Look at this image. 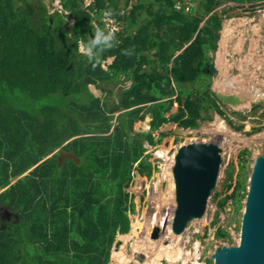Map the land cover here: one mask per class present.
<instances>
[{
  "label": "trees",
  "instance_id": "1",
  "mask_svg": "<svg viewBox=\"0 0 264 264\" xmlns=\"http://www.w3.org/2000/svg\"><path fill=\"white\" fill-rule=\"evenodd\" d=\"M58 1L61 11L50 13L41 0H0V204L22 218L0 223V264H110L117 228L127 233L134 212L126 188L134 171L148 178L154 169L143 141L161 142L168 133L156 139L151 131L166 123L196 129L210 108L224 117L209 89L208 49L222 27L210 14L217 0H193L198 14L175 0H136L128 10L131 0ZM109 12L123 29L112 48L93 46V67L78 42L97 28L106 34ZM122 76L131 83L109 107L105 84ZM122 109L128 118L112 125ZM147 114L151 131L134 130ZM244 163L212 196L218 207L240 206ZM217 234L229 236L220 227Z\"/></svg>",
  "mask_w": 264,
  "mask_h": 264
},
{
  "label": "rangeland",
  "instance_id": "2",
  "mask_svg": "<svg viewBox=\"0 0 264 264\" xmlns=\"http://www.w3.org/2000/svg\"><path fill=\"white\" fill-rule=\"evenodd\" d=\"M44 2L50 13L58 9L61 11V6L58 0L50 2V0H41ZM93 0H83V6H87ZM136 0H131L130 4L125 9H130L131 3ZM196 5V2H195ZM123 11V10H122ZM121 11V12H122ZM184 11V10H183ZM186 11V9H185ZM196 14L201 12L200 8L193 9ZM264 0H217L210 14H217L222 21L221 37L218 48L208 49L210 60L215 58V65L218 68L217 75L210 77V91L221 90L226 93H239L244 103L237 105L223 104L217 102L218 106L224 113V117L231 122H221L223 117L216 114L214 109H209L204 112L205 117H210V120L200 121L196 129H182L175 123H166L160 129L151 131L150 129V114L145 115L143 121H136L133 124V129L136 131H151L157 139L160 132L168 133L162 141L150 145L146 140L143 141L145 152L144 156L153 163L154 169L150 177L139 176L134 171L131 185L126 188L129 194L133 195L132 202L134 203V212H128L129 230L124 234H117L112 245L110 253V264H136L147 262L145 254L138 253V246H144L148 252H152L149 246L160 251L158 244L167 246L171 238H176L172 242L174 246L183 249V254H190L189 264H193L194 258L200 264H214L213 254L215 250L222 246H231L237 244L240 240L241 222L245 208V199L248 192V184L256 157L264 155ZM204 15L200 26L205 23V20L210 15ZM102 21L105 23V28L108 31L115 29V33L122 31L123 22L103 14ZM96 24V23H95ZM66 25L72 27L73 19H67ZM97 25V24H96ZM89 39L83 41L86 45ZM80 42V41H79ZM78 42V50H79ZM80 52V51H79ZM81 53V52H80ZM112 57H108L103 61L102 66L106 68L112 61ZM131 80H126L122 76V81L114 85L113 83L105 84L106 89H111L112 93L102 94V98L106 101L109 107L113 106L118 101L120 87H128ZM259 83V84H258ZM253 84L259 85L261 93L253 91ZM99 94V91H95ZM246 93H252L258 99L247 100ZM130 108L129 110H131ZM177 104L166 113V116L175 112ZM125 110L114 112L111 120L112 125L117 124L120 120L127 119ZM113 127V126H112ZM111 131V130H110ZM109 134V133H108ZM133 133L131 132V137ZM189 142H214L221 147V162L218 175L215 181V187L211 192V197L208 200L204 215L198 218H192L188 221L185 229L181 233H176L173 230L170 233L164 232L162 238L161 228L159 235L156 238L151 237V232L156 225H159L161 220L165 219V215L173 212L175 206V190L174 195L170 197L171 185L170 179H173L172 167L174 159L171 158V153L177 152L180 145ZM165 143L168 145L166 146ZM168 148L164 150V148ZM247 149L248 153L244 154V161L240 159L242 150ZM55 150L54 152H56ZM238 162L244 163V168L241 172L245 176V188L241 190L240 206L234 201L228 200L222 207H218L216 202L212 200L215 192H222L226 178L230 173L236 178V173L239 168ZM169 171V172H168ZM165 172H168L167 175ZM5 207L0 209V223L6 225L7 222L18 223L21 221V216L15 211L7 210ZM159 214V220L152 218V213ZM170 212V213H171ZM8 213V215H6ZM164 214V215H163ZM7 216L9 220L7 219ZM162 218V219H160ZM152 219V222L151 220ZM140 223L136 230L128 236L131 231L133 222ZM151 223H150V222ZM165 223V222H162ZM141 224H145L138 229ZM154 225V227L152 226ZM151 225V226H150ZM150 229L147 236V227ZM161 227V225H160ZM222 228L229 232V236L221 237L217 234L218 228ZM172 229V228H171ZM179 234L169 238L168 234ZM167 236V237H166ZM152 240L153 243L148 241ZM168 241V242H167ZM143 242V243H142ZM159 242V243H158ZM176 244H179L176 245ZM132 245V246H131ZM193 250V251H192ZM114 251H120L114 253ZM137 251L136 259L132 262L126 258L131 255V252ZM195 253V254H194ZM164 254V252H163ZM123 256V259L120 257ZM148 256V255H146ZM193 256V257H192ZM161 260L155 261L156 264H170L164 256ZM146 259V260H145ZM172 261H175L172 257ZM184 259V258H183ZM139 260V261H138ZM210 260V261H209ZM136 261V262H135ZM152 261V260H151ZM137 263V264H138ZM187 263V264H188Z\"/></svg>",
  "mask_w": 264,
  "mask_h": 264
},
{
  "label": "water",
  "instance_id": "3",
  "mask_svg": "<svg viewBox=\"0 0 264 264\" xmlns=\"http://www.w3.org/2000/svg\"><path fill=\"white\" fill-rule=\"evenodd\" d=\"M220 37L219 29L214 33V49L218 48ZM209 70L212 75L218 73L214 57ZM91 88L94 89L92 86ZM214 92L217 100L223 104L244 103L243 97L237 92ZM220 152L221 147L214 142H189L178 147L172 167L175 206L171 222L174 232H183L190 219L204 215L215 187L221 162ZM248 185L240 240L237 244L215 250L214 264H264V155L256 157ZM159 231L160 227L156 225L151 237H158ZM118 233L119 227L116 235Z\"/></svg>",
  "mask_w": 264,
  "mask_h": 264
},
{
  "label": "bare ground",
  "instance_id": "4",
  "mask_svg": "<svg viewBox=\"0 0 264 264\" xmlns=\"http://www.w3.org/2000/svg\"><path fill=\"white\" fill-rule=\"evenodd\" d=\"M263 19H264V12H263ZM259 84V83H258ZM253 91H257V93L259 94V93H261V88L259 87V85H254L253 84ZM246 95H247V100H249V99H251V100H255V99H258L256 96H254V94H252V93H246ZM221 122H225V120H224V118L221 120ZM226 123V122H225ZM167 146V145H166ZM168 148L166 147V148H164V150H167ZM171 155V158L172 159H175V153H171L170 154ZM169 172V171H168ZM168 172H165L166 173V175H167V173ZM169 183H171V185H169V187H170V189H172L173 190V192H170V197H172V195H174V190H175V182H174V180L173 179H170V182ZM171 212V211H170ZM169 212V215H165V219L164 220H161L162 222H165V223H162V222H159V227H160V225H161V232H162V238H163V235H164V232H166V231H168V232H166V233H170L171 231H172V222H171V219H172V215H173V212H171L170 213ZM164 215V214H163ZM152 218H154L155 220H159V214L157 213V212H155L154 214L152 213ZM160 219H162V218H160ZM149 220H151V222H152V219H149ZM150 222V221H149ZM150 222V223H151ZM140 223L138 222V220L136 221V222H133V224H132V227H131V232L129 233V234H127L128 236H130L131 234H133V232L136 230V228H137V226L139 225ZM151 226V225H150ZM150 226L149 227H147V230H146V232H147V236L146 237H148L149 236V231H150ZM152 226L154 227V225L152 224ZM141 227H143V230L142 231H144V229H145V224H141L139 227H138V229H141ZM177 236V235H179V234H176V233H171V234H168L167 236L169 237V238H171V237H174L175 235ZM166 236V237H167ZM175 236V237H176ZM179 236H177L176 238H178ZM176 238H171L170 239V243L167 245V246H165L164 247V245H166V244H161V245H163V246H160V244H158L156 247H158L159 249H160V251H158V250H156V249H154V247H152V246H149V248H150V250L152 251L151 253L150 252H148L147 251V249L144 247V246H138V253L140 254V253H143V254H145V258L147 259V260H150V261H147V262H143L144 264H156V262L155 261H157V260H161V258H163L162 256H164V258H166L167 260H168V262L170 263V264H172V263H179L180 262V264H187L188 263V261H189V259H190V257H189V255L190 254H183L184 253V251H183V249H181V248H179V247H177V246H174V243L172 242L173 240H175ZM149 243L151 242V243H153L154 245H155V243L152 241V240H150L149 239V241H148ZM168 242V241H167ZM175 242H176V240H175ZM143 243V242H142ZM159 243V242H158ZM176 245H178L179 246V244H176ZM132 246V245H131ZM193 251V250H192ZM120 251H114V253H119ZM163 252H164V254H163ZM136 254H137V251H135V253L132 251L131 252V255H128L127 256V258H126V260L125 261H127L128 259L132 262L133 260L132 259H136ZM195 254V253H194ZM146 255H148V256H146ZM131 257H132V259H131ZM173 258V259H175V261H172V259H170V258ZM193 257V256H192ZM184 258V259H183ZM120 259H123V256H121L120 257ZM145 259V260H146ZM152 260V261H151ZM139 261V260H138ZM136 262V261H135ZM138 263V262H137ZM136 263V264H137ZM190 263V262H189ZM188 263V264H189ZM192 263L193 264H200L198 261H197V258L195 259L194 258V260L192 261ZM138 264H142V263H138Z\"/></svg>",
  "mask_w": 264,
  "mask_h": 264
},
{
  "label": "clouds",
  "instance_id": "5",
  "mask_svg": "<svg viewBox=\"0 0 264 264\" xmlns=\"http://www.w3.org/2000/svg\"><path fill=\"white\" fill-rule=\"evenodd\" d=\"M106 15H111V13H107ZM115 29L113 30H110L108 31L106 34L104 32V30L100 29V28H97L95 30V33H94V37L89 39L88 43L85 45L83 41H80L79 42V51L84 54L88 61L91 62L93 64V67H95L99 62H100V59H97V60H93V46H96V45H100L101 44V41L104 42V44L108 47V48H112V44L109 43L110 41H112L115 37ZM67 36L71 37V33H67ZM119 43V41H117ZM220 102V101H219ZM218 114V113H216ZM219 116H221L220 114H218ZM222 117V116H221ZM224 118V117H223ZM224 120H226L224 118ZM227 121V120H226ZM225 121V122H226ZM183 129V128H182ZM187 129H190V128H187ZM151 145V144H150ZM136 164V163H135ZM2 205V204H1ZM4 207L6 208V212L7 210H9L5 205ZM3 207V208H4ZM2 209V208H1ZM18 217V215H17ZM9 220V219H8ZM173 264V263H172Z\"/></svg>",
  "mask_w": 264,
  "mask_h": 264
},
{
  "label": "built area",
  "instance_id": "6",
  "mask_svg": "<svg viewBox=\"0 0 264 264\" xmlns=\"http://www.w3.org/2000/svg\"><path fill=\"white\" fill-rule=\"evenodd\" d=\"M174 7L176 9H183L185 12L192 11L196 8L193 0H175Z\"/></svg>",
  "mask_w": 264,
  "mask_h": 264
},
{
  "label": "flooded vegetation",
  "instance_id": "7",
  "mask_svg": "<svg viewBox=\"0 0 264 264\" xmlns=\"http://www.w3.org/2000/svg\"><path fill=\"white\" fill-rule=\"evenodd\" d=\"M3 207H4V205H1V204H0V209L3 208ZM8 219H9V218H8ZM151 228H153V227H151ZM151 228H150V229H151Z\"/></svg>",
  "mask_w": 264,
  "mask_h": 264
}]
</instances>
